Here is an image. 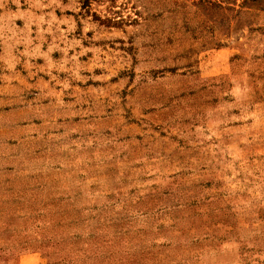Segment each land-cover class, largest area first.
<instances>
[{
  "label": "rangeland",
  "instance_id": "obj_1",
  "mask_svg": "<svg viewBox=\"0 0 264 264\" xmlns=\"http://www.w3.org/2000/svg\"><path fill=\"white\" fill-rule=\"evenodd\" d=\"M0 264H264V0H0Z\"/></svg>",
  "mask_w": 264,
  "mask_h": 264
}]
</instances>
